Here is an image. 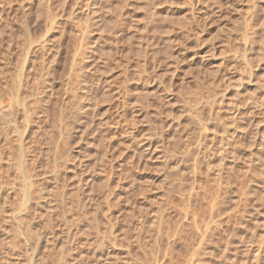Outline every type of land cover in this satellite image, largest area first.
Returning <instances> with one entry per match:
<instances>
[{
	"label": "rangeland",
	"instance_id": "1",
	"mask_svg": "<svg viewBox=\"0 0 264 264\" xmlns=\"http://www.w3.org/2000/svg\"><path fill=\"white\" fill-rule=\"evenodd\" d=\"M0 264H264V0H0Z\"/></svg>",
	"mask_w": 264,
	"mask_h": 264
},
{
	"label": "bare ground",
	"instance_id": "2",
	"mask_svg": "<svg viewBox=\"0 0 264 264\" xmlns=\"http://www.w3.org/2000/svg\"><path fill=\"white\" fill-rule=\"evenodd\" d=\"M90 11V10H89ZM90 13V12H89ZM263 101V100H262ZM236 109V108H235ZM235 114V113H234ZM239 115V114H238ZM218 171V170H217ZM218 173V172H217ZM255 254V253H254ZM257 258V257H256Z\"/></svg>",
	"mask_w": 264,
	"mask_h": 264
}]
</instances>
